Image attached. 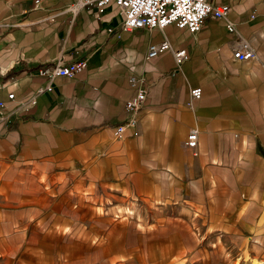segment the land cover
I'll use <instances>...</instances> for the list:
<instances>
[{
  "label": "crops",
  "instance_id": "0c3cea01",
  "mask_svg": "<svg viewBox=\"0 0 264 264\" xmlns=\"http://www.w3.org/2000/svg\"><path fill=\"white\" fill-rule=\"evenodd\" d=\"M75 1L0 0V259H11L12 242H73L70 228L129 199L137 211L160 204L163 224L194 215L212 256L215 242L262 256L264 0H212L230 6L236 31L208 17L196 34L127 30L115 4L74 11ZM238 38L253 57L234 56ZM166 39L172 49L149 57ZM179 48L189 53L181 65ZM81 60L74 77L51 75ZM139 89L143 105L118 137Z\"/></svg>",
  "mask_w": 264,
  "mask_h": 264
},
{
  "label": "rangeland",
  "instance_id": "374dc122",
  "mask_svg": "<svg viewBox=\"0 0 264 264\" xmlns=\"http://www.w3.org/2000/svg\"><path fill=\"white\" fill-rule=\"evenodd\" d=\"M136 201V200H134ZM109 202L92 212L91 227L70 228L73 242L18 241L11 244V259L0 264H253L264 262V252L241 251L240 242H215V256L196 226L169 219L165 224L158 205L135 210L131 199ZM157 208H156V207ZM161 222L158 225L157 222ZM157 223V224H156ZM20 228H13L18 230ZM62 245H65L64 252ZM44 249V251H43ZM0 250L3 251L2 246ZM43 251V252H42ZM253 259V260H252Z\"/></svg>",
  "mask_w": 264,
  "mask_h": 264
},
{
  "label": "built area",
  "instance_id": "2783aa9c",
  "mask_svg": "<svg viewBox=\"0 0 264 264\" xmlns=\"http://www.w3.org/2000/svg\"><path fill=\"white\" fill-rule=\"evenodd\" d=\"M43 0H34V6L39 7ZM109 4H115L123 14V28L136 30L140 28H165L169 24H176L180 29L187 30L191 34L198 33L204 26L208 17L225 21L227 28L236 31L235 24L227 17L230 6L228 4H216L212 0H76L72 10L78 11L85 5H92L96 8H104ZM172 49L169 40L161 43L151 44L148 50L149 57H155ZM255 55L250 43L244 38H238L237 48L234 56L240 59H248ZM174 57L177 65H181L188 59L189 53L186 48L174 50ZM86 66V60L62 64L60 61L50 68L52 76H66L72 78ZM146 83V82H144ZM192 95L200 98L201 87L192 89ZM10 100L14 101V93L9 94ZM36 94L30 95V103H35ZM146 98V90L139 89L136 94L126 101V108L130 112L126 124L119 125L116 130L118 137H122L128 126L134 125L136 114L142 107ZM6 102L0 101V106ZM19 105V104H18ZM19 106L9 107L8 115L16 112ZM198 143V132L193 129L188 134L187 145L194 148Z\"/></svg>",
  "mask_w": 264,
  "mask_h": 264
},
{
  "label": "bare ground",
  "instance_id": "6f19581e",
  "mask_svg": "<svg viewBox=\"0 0 264 264\" xmlns=\"http://www.w3.org/2000/svg\"><path fill=\"white\" fill-rule=\"evenodd\" d=\"M252 260H253V259H252ZM252 263H253V264H264L263 261H259V260H254Z\"/></svg>",
  "mask_w": 264,
  "mask_h": 264
}]
</instances>
